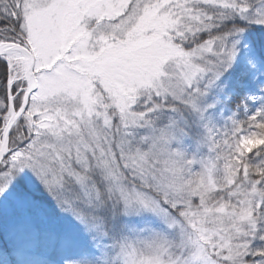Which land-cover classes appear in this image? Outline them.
Here are the masks:
<instances>
[{
	"label": "snow or ice",
	"instance_id": "obj_1",
	"mask_svg": "<svg viewBox=\"0 0 264 264\" xmlns=\"http://www.w3.org/2000/svg\"><path fill=\"white\" fill-rule=\"evenodd\" d=\"M0 264H264V0H0Z\"/></svg>",
	"mask_w": 264,
	"mask_h": 264
}]
</instances>
